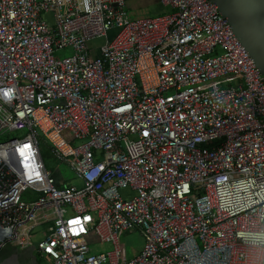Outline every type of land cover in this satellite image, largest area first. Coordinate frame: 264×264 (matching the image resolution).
I'll use <instances>...</instances> for the list:
<instances>
[{"label":"built area","instance_id":"1","mask_svg":"<svg viewBox=\"0 0 264 264\" xmlns=\"http://www.w3.org/2000/svg\"><path fill=\"white\" fill-rule=\"evenodd\" d=\"M156 1L175 12L0 0V137L27 130L0 142V250L46 225L50 264H264L249 240L264 228V74L214 2ZM40 134L82 187L57 183ZM135 230L127 258L119 234ZM91 234L112 249L93 254Z\"/></svg>","mask_w":264,"mask_h":264},{"label":"rangeland","instance_id":"2","mask_svg":"<svg viewBox=\"0 0 264 264\" xmlns=\"http://www.w3.org/2000/svg\"><path fill=\"white\" fill-rule=\"evenodd\" d=\"M140 16H135L133 13L131 14V19H137L142 17H158L163 16L167 14H172L175 12V9H172L170 6L163 5L160 2H157L153 5H150L147 7V9H141ZM145 12V13H144ZM119 28H114L107 32V39L104 38V40L111 41L115 35L119 32ZM102 40H96V44L102 43ZM72 50L71 48H62L57 51H55L54 55L57 58H63L66 56L71 55ZM230 78V77H228ZM236 78L231 79V82H235ZM226 86V85H223ZM27 133L26 129H22L20 131L11 132L4 134L0 137V142H4L8 139H13L15 137H22ZM63 136L66 137L69 135L68 131L62 132ZM82 140H77L75 144H80ZM40 151L41 156L43 159V162L46 166V168L51 172V175L55 177V179L60 182V184L63 185H74L78 188L83 186L82 180L77 177L72 170V168L69 165V162L67 161H59L52 150V146L50 143L46 140L45 136L43 134H40ZM46 225H41L36 228L34 233L36 236L31 239L33 247H36L38 240L42 236L41 232L46 230ZM119 240H120V246L123 252V256L127 258H132L140 252V250L143 247L144 240L143 236L138 230L130 231V232H121L119 234ZM89 245L91 248V252L93 254H99L102 252H108L112 249L111 243L101 242L97 239V237L94 234H91L88 237ZM37 260L40 264H50L51 259H42L44 256H40L38 252L36 251ZM42 257V258H41Z\"/></svg>","mask_w":264,"mask_h":264},{"label":"water","instance_id":"3","mask_svg":"<svg viewBox=\"0 0 264 264\" xmlns=\"http://www.w3.org/2000/svg\"><path fill=\"white\" fill-rule=\"evenodd\" d=\"M264 74V0H211Z\"/></svg>","mask_w":264,"mask_h":264},{"label":"crops","instance_id":"4","mask_svg":"<svg viewBox=\"0 0 264 264\" xmlns=\"http://www.w3.org/2000/svg\"><path fill=\"white\" fill-rule=\"evenodd\" d=\"M157 3L156 0H126V8L131 16L141 14V9H147L150 5ZM145 13V12H144ZM153 18V17H151ZM59 185L60 182L57 181ZM39 254V253H38ZM44 256L42 259H48ZM0 264H40L37 260L36 248L20 249L14 245L7 244L0 250Z\"/></svg>","mask_w":264,"mask_h":264},{"label":"clouds","instance_id":"5","mask_svg":"<svg viewBox=\"0 0 264 264\" xmlns=\"http://www.w3.org/2000/svg\"><path fill=\"white\" fill-rule=\"evenodd\" d=\"M249 240L254 247L264 250V228L250 233Z\"/></svg>","mask_w":264,"mask_h":264},{"label":"snow or ice","instance_id":"6","mask_svg":"<svg viewBox=\"0 0 264 264\" xmlns=\"http://www.w3.org/2000/svg\"><path fill=\"white\" fill-rule=\"evenodd\" d=\"M79 221H73V223H78ZM81 231H83V229H81Z\"/></svg>","mask_w":264,"mask_h":264}]
</instances>
